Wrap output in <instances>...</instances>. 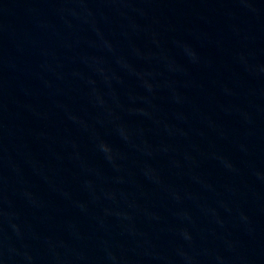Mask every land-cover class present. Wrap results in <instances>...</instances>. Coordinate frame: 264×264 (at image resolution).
Listing matches in <instances>:
<instances>
[{"label": "water", "instance_id": "95a60500", "mask_svg": "<svg viewBox=\"0 0 264 264\" xmlns=\"http://www.w3.org/2000/svg\"><path fill=\"white\" fill-rule=\"evenodd\" d=\"M0 264H264V0H0Z\"/></svg>", "mask_w": 264, "mask_h": 264}]
</instances>
